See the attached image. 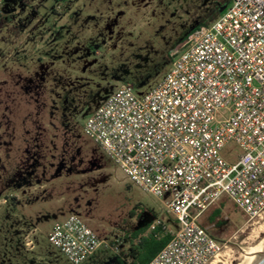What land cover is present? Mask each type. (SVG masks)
I'll list each match as a JSON object with an SVG mask.
<instances>
[{
  "label": "rangeland",
  "instance_id": "obj_1",
  "mask_svg": "<svg viewBox=\"0 0 264 264\" xmlns=\"http://www.w3.org/2000/svg\"><path fill=\"white\" fill-rule=\"evenodd\" d=\"M212 6L213 0L2 1L0 264H72L47 239L53 223L69 214L124 252L125 231L151 215L154 225L177 228L163 202L129 182L83 125L122 84L139 96L151 92ZM239 153L231 143L222 156L235 163ZM214 209L220 215L210 223ZM199 220L222 244L219 253L244 255L255 231L264 237V215L249 219L226 195Z\"/></svg>",
  "mask_w": 264,
  "mask_h": 264
},
{
  "label": "built area",
  "instance_id": "obj_2",
  "mask_svg": "<svg viewBox=\"0 0 264 264\" xmlns=\"http://www.w3.org/2000/svg\"><path fill=\"white\" fill-rule=\"evenodd\" d=\"M171 58L151 92L120 85L83 130L177 224L147 264H211L223 247L199 220L211 205L226 195L249 219L264 215V0H230ZM231 143L235 163L222 156ZM47 239L72 264L101 247L119 253L76 214L53 223Z\"/></svg>",
  "mask_w": 264,
  "mask_h": 264
},
{
  "label": "trees",
  "instance_id": "obj_3",
  "mask_svg": "<svg viewBox=\"0 0 264 264\" xmlns=\"http://www.w3.org/2000/svg\"><path fill=\"white\" fill-rule=\"evenodd\" d=\"M229 3L230 0H213L209 18L199 25L214 22L224 12ZM4 15L5 12L2 10L0 16ZM130 215L133 216L134 213ZM219 215V209H214L208 218L209 222H214ZM155 220L156 216L151 215L145 223L125 231L124 239L128 242L127 252L120 250L118 254H115L107 248L101 247L84 262L90 261L91 264H147L172 236V233L165 229L164 223L159 222L154 225ZM217 224L222 225L224 222L219 220ZM20 243L21 245L23 243L21 239Z\"/></svg>",
  "mask_w": 264,
  "mask_h": 264
},
{
  "label": "bare ground",
  "instance_id": "obj_4",
  "mask_svg": "<svg viewBox=\"0 0 264 264\" xmlns=\"http://www.w3.org/2000/svg\"><path fill=\"white\" fill-rule=\"evenodd\" d=\"M257 241L247 246L246 254L241 256H232L229 252H223L216 255L211 264H258L264 257V237L260 238L259 232L253 234ZM255 240V239H254Z\"/></svg>",
  "mask_w": 264,
  "mask_h": 264
},
{
  "label": "water",
  "instance_id": "obj_5",
  "mask_svg": "<svg viewBox=\"0 0 264 264\" xmlns=\"http://www.w3.org/2000/svg\"><path fill=\"white\" fill-rule=\"evenodd\" d=\"M258 264H264V257Z\"/></svg>",
  "mask_w": 264,
  "mask_h": 264
}]
</instances>
